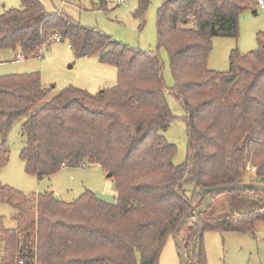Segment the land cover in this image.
I'll list each match as a JSON object with an SVG mask.
<instances>
[{
  "label": "trees",
  "instance_id": "16d2710c",
  "mask_svg": "<svg viewBox=\"0 0 264 264\" xmlns=\"http://www.w3.org/2000/svg\"><path fill=\"white\" fill-rule=\"evenodd\" d=\"M136 1L133 16L142 19L151 0ZM257 1L165 0L157 10V48L168 54L169 93L184 110L188 138L186 161L178 166L175 146L162 135L175 117L157 52L114 42L62 10L46 12L38 0H20L19 9L0 15V52L41 58L56 35L75 58L98 57L117 72L110 89L90 94L66 87L40 108L50 91L38 73L0 77V136L28 115L19 153L28 175L41 180L62 164L98 165L115 191L111 204L90 191L64 203L52 192L27 196L0 184V204L15 210L12 229L0 217V264H158L179 222L203 206L205 189L264 185V32L254 50L231 51L227 72L207 67L211 39L237 38L239 16ZM9 152L2 141L0 170ZM250 165L254 176L245 171ZM221 195L231 214L199 215L202 232L253 236L255 224L264 222V193ZM197 235L191 216L179 231L188 264H195ZM197 264H204L201 241Z\"/></svg>",
  "mask_w": 264,
  "mask_h": 264
},
{
  "label": "rangeland",
  "instance_id": "374dc122",
  "mask_svg": "<svg viewBox=\"0 0 264 264\" xmlns=\"http://www.w3.org/2000/svg\"><path fill=\"white\" fill-rule=\"evenodd\" d=\"M38 1L46 12L62 10L81 26L99 31L114 42L135 50L158 53L164 65L163 80L168 91L166 102L175 117L162 135L168 143L175 146L176 153L172 163L176 166L184 164L188 145L186 127L181 119L184 116V110L169 93L174 86V80L168 54L164 49L157 48L156 13L165 0H151L142 19H136L133 16L137 8L136 0H124L123 3H118V0H105L102 8H100V0ZM19 8L20 0H0V15L7 10ZM142 21L144 25L141 27ZM263 32L264 10L259 11L257 8V15H253L251 11L243 12L238 19L237 38L214 37L211 39L208 69L220 73L227 72L231 51L236 49L241 54H246L254 50L257 45V34ZM17 53L18 51L13 50L0 52V77L38 73L42 87L49 90L50 94L40 102L37 108L66 87L95 94L101 90L110 89L116 84L117 72L114 67L99 64L98 57L77 59L66 43L61 41L57 43L54 38L50 48L43 51L41 58L17 60ZM27 117L28 115L23 117L4 136H0V143L6 140L10 150L8 163L0 170L1 185L27 196L53 192L56 199L64 203H72L85 191H90L98 199L109 204L114 203L113 181L98 165L64 168L41 180L28 175L19 157L24 142L21 124ZM254 168L257 172V168ZM245 171L248 176L247 170ZM224 196L219 195L215 198L203 214L206 217L231 214L228 203L224 202ZM14 213L15 210L11 206L0 204V217L3 218L5 228L15 227L11 219ZM201 247L204 264H264V222L255 224L253 236L204 231ZM158 264H181L173 236L167 239Z\"/></svg>",
  "mask_w": 264,
  "mask_h": 264
},
{
  "label": "water",
  "instance_id": "95a60500",
  "mask_svg": "<svg viewBox=\"0 0 264 264\" xmlns=\"http://www.w3.org/2000/svg\"><path fill=\"white\" fill-rule=\"evenodd\" d=\"M253 15H256V10H253L251 12ZM108 178H110L109 175H107ZM246 190H254V191H258V192H263L264 193V185L263 184H256V183H252V184H232V185H226V186H218V187H214V188H208L205 189L202 192V199L204 201L203 206L194 211L192 214H187L185 215V217L179 222L173 238L175 240L176 243V247L180 256V261L181 264H188L187 259H186V254L185 251L183 249L182 243L179 239V231L182 228V226L185 224L186 220L189 219L191 216H193L195 218V224L197 226L198 229V235H197V252H196V260H195V264L198 263L199 260V254H200V241L202 238V228L201 225L198 221V217L199 215L205 213L208 208L210 207L212 201L217 198L219 195L225 193V192H233V191H246Z\"/></svg>",
  "mask_w": 264,
  "mask_h": 264
},
{
  "label": "built area",
  "instance_id": "2783aa9c",
  "mask_svg": "<svg viewBox=\"0 0 264 264\" xmlns=\"http://www.w3.org/2000/svg\"><path fill=\"white\" fill-rule=\"evenodd\" d=\"M123 2H124V0H118V3H123ZM257 7H258V10L259 11H263L264 10V0H258L257 1ZM54 40L57 43L60 42L59 37H57L56 35L54 37ZM16 59L17 60H23L24 58L22 56L18 55V56H16ZM62 168H65V165L64 164H62ZM246 170H247V172H248L249 175L254 176L256 174V169L254 167H249L248 166ZM1 256H2V251L0 250V259H1ZM20 264H21V262H20Z\"/></svg>",
  "mask_w": 264,
  "mask_h": 264
},
{
  "label": "crops",
  "instance_id": "0c3cea01",
  "mask_svg": "<svg viewBox=\"0 0 264 264\" xmlns=\"http://www.w3.org/2000/svg\"><path fill=\"white\" fill-rule=\"evenodd\" d=\"M64 4V3H63ZM62 5V4H61ZM258 8V7H257ZM257 8L255 9L256 10V12H257ZM256 15H257V13H256ZM68 46V45H67ZM69 48V47H68ZM97 61H98V59H97ZM99 63V62H98ZM100 64V63H99ZM98 88H100V87H98ZM62 169H64V168H62ZM53 193V192H52ZM54 194V193H53ZM56 198V197H55ZM115 198V197H114ZM114 201H115V199H114Z\"/></svg>",
  "mask_w": 264,
  "mask_h": 264
}]
</instances>
